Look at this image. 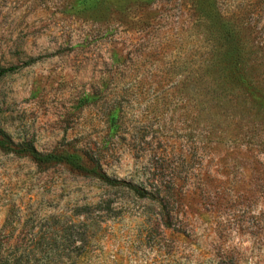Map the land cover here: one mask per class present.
Masks as SVG:
<instances>
[{"label": "rangeland", "instance_id": "374dc122", "mask_svg": "<svg viewBox=\"0 0 264 264\" xmlns=\"http://www.w3.org/2000/svg\"><path fill=\"white\" fill-rule=\"evenodd\" d=\"M75 2L0 0V68L16 67L0 77V128L40 151L105 141V172L149 195L0 150V264H264V0L202 3L231 17L237 50L261 48L214 61L259 121L222 143L202 141L184 98L202 47L182 0H154L143 25L134 0ZM92 88L102 99L79 107ZM114 103L125 121L110 138Z\"/></svg>", "mask_w": 264, "mask_h": 264}, {"label": "trees", "instance_id": "16d2710c", "mask_svg": "<svg viewBox=\"0 0 264 264\" xmlns=\"http://www.w3.org/2000/svg\"><path fill=\"white\" fill-rule=\"evenodd\" d=\"M109 0H76L74 8L78 11L98 9L107 6ZM185 7L188 8L190 26L188 30L199 36L201 40L202 51L197 63L194 67L193 53H189L188 64L190 69L185 73L181 80V85L185 89L184 98L188 101H196V112L203 120V132H201L202 141H214L217 143L226 142L227 140H237L241 135L235 126L240 128H249L257 124L258 120L249 118L247 98L244 93L236 89L232 82L225 81L217 69L214 74V61L226 60L236 55L247 57H257L260 54V46H256L255 50L250 47L242 52L237 50L233 44V28L234 24L230 22V16L225 17L221 23L220 15H212L206 10L202 4L204 0H182ZM154 0H134V6L130 13H134L137 23L145 24L140 9L151 6ZM131 10V9H130ZM116 11V10H114ZM154 17V16H153ZM155 19V17H154ZM149 24V23H147ZM139 25V27H142ZM231 27L232 29H229ZM253 46V45H252ZM247 47V46H246ZM241 53V54H240ZM253 55V56H252ZM16 67L0 68V77ZM223 72V70H222ZM226 84V85H225ZM102 90L90 89L85 91L78 100V106L85 108L91 104H96L102 99ZM103 121L106 124L109 137L120 134L125 121L124 111L117 103L110 104L102 112ZM234 129V130H233ZM246 132V131H245ZM213 135V136H212ZM103 141L100 146L96 144H78L77 142L68 143L66 145L55 146L46 151H40L29 140H21L15 142L0 128V150L26 156L30 158L38 167L46 168L52 165H63L70 171L84 176H92L108 185L126 184L139 197H147L148 188L143 183L133 184L126 183L117 178H111L104 170L101 162V152L104 147Z\"/></svg>", "mask_w": 264, "mask_h": 264}]
</instances>
